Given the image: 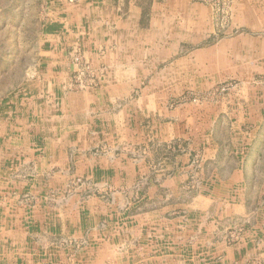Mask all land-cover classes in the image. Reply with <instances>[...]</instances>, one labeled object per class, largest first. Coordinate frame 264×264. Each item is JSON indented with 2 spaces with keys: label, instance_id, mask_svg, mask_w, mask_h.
Instances as JSON below:
<instances>
[{
  "label": "crops",
  "instance_id": "1",
  "mask_svg": "<svg viewBox=\"0 0 264 264\" xmlns=\"http://www.w3.org/2000/svg\"><path fill=\"white\" fill-rule=\"evenodd\" d=\"M258 3L235 0L237 24L251 33L229 31L217 42L213 9L198 0H0V40L32 31L39 51L37 73L27 82L34 87L3 96L1 117L24 125L43 107L59 122L51 130L58 140L44 147L46 159L40 150L30 151L37 155L29 154L27 163L37 169L53 164L63 149L57 163L66 167L68 150L86 158L99 145H120L126 133L134 146L149 147L156 161L157 150L173 147L179 167L159 186L171 193V202L155 208L149 196L142 210L138 204L122 209L120 196L116 204L92 200L96 209L81 217L83 209L77 214L72 204L59 214L44 203L31 209L14 200L0 205V264H264V14ZM20 44L14 51L24 50ZM76 45L103 74L96 89L69 88ZM226 82L236 87L222 103L199 109L202 114L169 108L172 97L194 85L210 91ZM200 120L205 129L199 132ZM196 160L204 184L185 198L184 173ZM90 162L87 169L100 182L127 170ZM8 184L0 192L44 196L57 185L39 172L29 182ZM238 224L248 231L237 245L216 242V230ZM86 236L89 246L75 255L50 249L48 242Z\"/></svg>",
  "mask_w": 264,
  "mask_h": 264
},
{
  "label": "rangeland",
  "instance_id": "2",
  "mask_svg": "<svg viewBox=\"0 0 264 264\" xmlns=\"http://www.w3.org/2000/svg\"><path fill=\"white\" fill-rule=\"evenodd\" d=\"M68 1L74 3L77 0ZM198 1L211 6L213 9L217 42L223 40V37L229 31L232 32L233 36L251 33L250 30L240 29L237 24L235 0ZM259 5H261L259 14H264V0H259ZM18 36L20 35L11 34L0 40L3 49L0 51V110L3 96L13 93L16 89L26 88V90L31 91L34 87V85L27 82L37 73L36 64H38L39 51L33 50V48L38 45V37L32 31H29L24 37L20 36V39ZM19 44L20 47L24 46V50L14 51L15 45L19 46ZM69 61L71 66L69 88L71 91L85 92L91 88H98V82L103 74L92 66L81 45L73 47L69 55ZM222 71L223 67L220 69L221 73ZM235 87L236 84L226 82L216 85L210 91H205L202 85L199 84L197 87L194 85V88L191 87L185 90L181 96L172 97L168 102L169 108L171 110L191 108L194 110V114L199 115L203 113L205 107L218 102L222 103L230 90ZM18 102H21V99L14 100V103ZM25 103L32 102L29 98ZM37 112L38 115L26 117L24 125L11 120L5 121L4 116L1 117L0 114V190L4 182H8L10 185H15L14 183L17 182L26 183L37 176L38 172L45 182L50 181L53 185L57 183L56 189L51 188L44 196L30 192L13 191L7 194L0 192V205L9 201H16L19 205L31 209L36 204L44 203L46 206L55 209V211L57 210L59 214L66 213L71 207L69 205L72 204V206H75L72 209L77 214L83 209L81 214L77 216L81 217L85 214V211L89 214L87 209H96V206L90 203L92 200L95 203L100 201L107 204H116L118 202L117 197L120 196L119 202L124 203V205H121L122 209L138 204L140 205L138 206L139 210L143 209L141 201L144 198L146 199V196L151 198L148 204L154 208L171 202V193L159 186L162 180L172 177L179 170V167L174 163L175 149L169 147L165 151L164 148L157 150L154 153L157 156L156 159H158L156 161L150 157L152 151L150 152L149 147L134 146L132 138H127L126 133H121L120 145L110 146L107 143L99 145L90 149L85 155L86 158L78 150H68L69 163L66 167L61 166V163H57L58 159L63 156V149L62 152L57 149L55 154L57 161L53 164L41 163L37 169V165L27 163L29 154H33L29 153L30 151L40 150L42 152L40 157L46 159V151L45 154L43 152L46 149L44 147H46L47 141L58 140L59 133L51 130L55 128V125L59 126V122L55 124L52 121L51 113L43 107L38 109ZM208 114L209 111L204 112L205 119H207ZM197 127L199 132L203 131L205 129L204 122L198 121ZM35 155L33 154L34 157ZM88 161H91V166L99 165L104 161L108 162L110 166L118 165L119 168H127V170L126 172H114L115 178L110 176L108 180L100 182L89 173L90 164H86ZM192 166L184 173L187 176L183 174L185 183L181 185V193L184 191L185 198L191 196L190 194L193 195L195 190L200 189L204 184V169L198 164L197 160L193 162ZM135 176H137V179ZM125 205L127 206L125 207ZM93 206L95 207L93 208ZM169 219H172V217H169ZM104 225L106 224L104 223ZM247 228L244 224H238L224 231L221 229L220 231L216 230V242L218 241L227 247L235 246L242 240L248 231ZM64 238L55 237L48 241L51 246L50 249L69 250L72 251V255H75L85 251L90 242L88 236L81 240ZM135 245L133 244L134 247ZM137 248H139V245H136ZM255 263H257V260L252 259L246 261L245 264ZM141 264H144V262Z\"/></svg>",
  "mask_w": 264,
  "mask_h": 264
}]
</instances>
